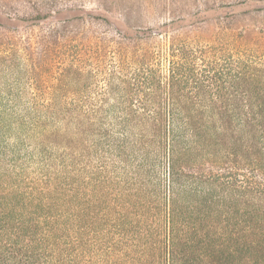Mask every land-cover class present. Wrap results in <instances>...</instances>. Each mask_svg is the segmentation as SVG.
I'll return each mask as SVG.
<instances>
[{
  "label": "trees",
  "instance_id": "1",
  "mask_svg": "<svg viewBox=\"0 0 264 264\" xmlns=\"http://www.w3.org/2000/svg\"><path fill=\"white\" fill-rule=\"evenodd\" d=\"M177 1L0 0V264H264V0Z\"/></svg>",
  "mask_w": 264,
  "mask_h": 264
},
{
  "label": "rangeland",
  "instance_id": "2",
  "mask_svg": "<svg viewBox=\"0 0 264 264\" xmlns=\"http://www.w3.org/2000/svg\"><path fill=\"white\" fill-rule=\"evenodd\" d=\"M87 6L90 7L91 4H89L90 1L92 0H83ZM226 2V1H223ZM184 4H189L188 0H178L175 3L176 7H181ZM142 7L145 9V11H147L148 9H150L149 5L147 3L142 4ZM198 7L200 8H204L203 5L198 4ZM226 9V8H225ZM223 12V11H222ZM219 12L216 13H212L210 14L208 20H209V25H210V31L213 35H216L217 38L222 39V41H225L224 38V34H225V30L224 27L226 26V21H222L221 19H219ZM151 20L149 19V22ZM258 17L257 14H252L251 18H245L244 20H241L240 23H244V22H253L256 23L258 22ZM152 23V22H150ZM121 104V101L118 97H115L113 99H111L109 101V105H110V109H109V114L110 117H114V116H118L120 114V109L119 105ZM118 122V120H117ZM114 123V130L115 132L113 133V137L111 139V143L113 144V149L112 152L107 151V143L109 142V137L106 134H103L102 136V147H103V151H102V156H103V160L108 164L109 166V170H113L114 172V176L115 177H122L124 170L122 167V164H125V159H128V156L133 154V155H139L144 158L147 162V167L150 166V164L153 163V158H154V154H153V148L152 147H145L142 150H137L135 147H132V145H130V147L128 146L125 150L126 152H124V149L122 146H120V142H121V138L120 135L122 134V129H120V126L117 124L115 125V120L113 121ZM149 150V151H146ZM111 159V160H110ZM110 163V164H109ZM130 165V164H128ZM127 165V166H128ZM131 167L128 166L127 169Z\"/></svg>",
  "mask_w": 264,
  "mask_h": 264
}]
</instances>
